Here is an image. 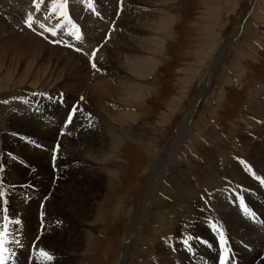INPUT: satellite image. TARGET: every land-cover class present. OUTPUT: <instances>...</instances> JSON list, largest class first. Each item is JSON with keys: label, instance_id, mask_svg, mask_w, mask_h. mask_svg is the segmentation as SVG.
I'll use <instances>...</instances> for the list:
<instances>
[{"label": "rangeland", "instance_id": "374dc122", "mask_svg": "<svg viewBox=\"0 0 264 264\" xmlns=\"http://www.w3.org/2000/svg\"><path fill=\"white\" fill-rule=\"evenodd\" d=\"M37 2L0 0L5 264H219L213 225L264 264V0Z\"/></svg>", "mask_w": 264, "mask_h": 264}, {"label": "snow or ice", "instance_id": "6c2138e0", "mask_svg": "<svg viewBox=\"0 0 264 264\" xmlns=\"http://www.w3.org/2000/svg\"><path fill=\"white\" fill-rule=\"evenodd\" d=\"M33 6H36L37 8L39 7L37 0H32ZM44 0H39V4H43ZM59 4L61 6H65V12H62V15L66 14V4H67V0H59ZM31 16L29 15L24 23L26 26L31 27ZM69 22H71L70 18H69ZM73 29H75V38L76 39H80L81 38V33L79 31V27L75 24L72 25ZM51 31V34L53 36L56 35L55 31L52 30H48ZM53 43H58V41H52ZM76 51H80L79 48H76ZM93 57L95 56V51H93ZM91 60V57H90ZM92 66L95 68L96 65L95 63L92 64ZM4 103H7V101H3ZM75 111V109H73V112ZM72 114L73 113H69L68 119L65 121V124L67 125L68 123H71V118H72ZM61 134H63V130H61ZM59 144H57L54 148H53V159H55V153L56 151L59 149ZM241 163H244L243 161H241ZM247 167V166H246ZM248 170L250 172H252V169L250 167H248ZM253 176H255V173H253ZM259 183H261L262 185H264V178L262 177H255ZM4 197V192L2 190H0V199H3ZM4 203H7V201H4ZM242 204V210L245 212V214L247 215H252V213L249 212V210L247 209V207L243 204V201L241 202ZM5 213L7 212V209H4ZM8 216L5 214L4 216V221L5 223H3V225H0V264H5V252L8 251V249L5 247L6 243H7V237H8ZM15 223H20L19 220H16ZM214 230H216L219 234V244H220V251H219V264H226V261H228L229 256H228V252H227V241L224 238V233L221 229H218L216 225H213ZM184 243L187 245L188 244V240H185ZM40 255L43 256L44 258H46V260H51L52 256L44 251L43 249H40Z\"/></svg>", "mask_w": 264, "mask_h": 264}, {"label": "bare ground", "instance_id": "6f19581e", "mask_svg": "<svg viewBox=\"0 0 264 264\" xmlns=\"http://www.w3.org/2000/svg\"><path fill=\"white\" fill-rule=\"evenodd\" d=\"M24 12V11H23ZM27 12V11H26ZM28 13V12H27ZM30 14V13H29ZM28 14V15H29ZM137 26V25H136ZM167 26V25H166ZM134 27V26H133ZM25 32V31H24ZM38 34V33H37ZM7 36H9V35H7ZM38 36V35H37ZM6 38V37H5ZM121 38V37H120ZM126 38V37H125ZM129 38V37H128ZM24 39V38H23ZM153 39V38H152ZM12 40V39H11ZM20 40V39H19ZM132 40V39H131ZM154 40V39H153ZM155 41H156V39H155ZM155 41H153V42H155ZM159 41V40H158ZM130 42V41H129ZM126 43V42H125ZM157 43V42H156ZM32 44V43H31ZM119 44V43H118ZM160 44V43H159ZM159 44H157V45H159ZM156 45V44H155ZM156 45V46H157ZM115 47V46H114ZM126 47V46H125ZM142 47V46H141ZM132 49V48H131ZM44 50V49H43ZM39 51V50H38ZM114 51V50H113ZM156 50L154 49V52H155ZM158 51V53L160 52V50H157ZM138 52V51H137ZM59 53V52H58ZM119 54V53H118ZM115 55V54H114ZM110 57V56H109ZM107 58V57H106ZM118 58V57H117ZM149 57H147V58H145L144 60H141V61H138V60H132V62H131V68L133 69V71L135 72V73H137V75L138 74H140L141 72H144L143 70H144V68L147 66V65H150V60L148 59ZM154 58V57H153ZM49 60V59H48ZM59 60V59H58ZM108 60V59H107ZM119 60V59H118ZM54 61V60H53ZM105 61V60H104ZM128 61V60H127ZM155 61V63H156V61H157V59H155V60H153V62ZM64 62V61H63ZM115 62H116V60H115ZM152 62V63H153ZM4 63V62H3ZM114 63V62H113ZM119 63H121V62H119ZM151 63V64H152ZM154 63V64H155ZM12 64V63H11ZM55 64V63H54ZM63 64V63H62ZM128 64V63H127ZM153 64V65H154ZM155 66V65H154ZM2 67V66H1ZM11 68V67H10ZM59 68V67H58ZM125 69V68H124ZM90 70V69H89ZM120 71V70H119ZM152 71V70H151ZM2 72V71H1ZM6 72H8V71H6ZM113 72V71H112ZM117 72V71H116ZM3 73V72H2ZM99 73V72H98ZM109 73V72H108ZM124 73V72H123ZM101 74V73H100ZM143 74V73H142ZM96 75V74H95ZM105 75V74H104ZM141 75V74H140ZM109 76V75H108ZM115 76V75H114ZM116 76H118L117 74H116ZM2 77H4V76H2ZM56 78V77H55ZM106 78V77H105ZM108 78V77H107ZM106 78V79H107ZM42 79V78H41ZM110 79V78H109ZM117 79V78H116ZM145 79V78H144ZM100 80V79H99ZM112 80V79H111ZM4 81V80H3ZM56 81V80H55ZM98 81V80H97ZM110 81V80H109ZM43 82V81H42ZM102 83V82H101ZM18 86H20V85H18ZM120 87V86H119ZM119 87L117 88V89H119ZM116 89V92H119L118 90ZM57 90V89H56ZM120 90V89H119ZM113 91H114V89H113ZM121 92H123V91H121ZM147 93V92H146ZM116 94H118V93H116ZM140 94L141 95H143L144 94V90L143 91H140ZM134 98V97H133ZM138 98V97H137ZM117 99H119V98H117ZM194 103L195 102H193L192 103V106L190 107V108H192L193 107V105H194ZM16 105V104H15ZM140 112V111H139ZM136 114V113H135ZM128 115V112L126 111V110H123V112L121 113V115L119 114V116L120 117H125V116H127ZM262 117V116H261ZM107 119V118H106ZM92 128V127H91ZM2 137V136H1ZM245 143V142H244ZM244 166V165H243ZM242 171V170H241ZM239 173V172H238ZM237 173V174H238ZM244 172H242V175H244L243 174ZM250 174V173H249ZM240 175V174H239ZM232 177H233V175H232ZM240 178V177H239ZM238 178V179H239ZM237 179V178H236ZM242 179H243V177H242ZM251 179V178H250ZM226 180V179H225ZM245 180V179H244ZM239 181V180H238ZM252 181V180H251ZM247 182V181H246ZM257 187V186H256ZM249 200V199H248ZM65 201V200H64ZM68 202V201H67ZM75 205V204H74ZM213 207V206H212ZM219 207V206H218ZM222 207V206H221ZM223 208V207H222ZM221 208V209H222ZM66 209V208H65ZM204 209V208H203ZM220 209V210H221ZM224 211V210H223ZM222 211V212H223ZM230 215V214H229ZM234 215V214H233ZM223 216H224V214H223ZM231 216V215H230ZM229 216V217H230ZM234 217H235V215H234ZM180 218V217H179ZM220 218V217H219ZM231 218V217H230ZM236 218H237V216H236ZM241 219V218H240ZM239 220V219H238ZM241 220H243V219H241ZM237 221V220H236ZM230 223V222H229ZM238 223V222H237ZM236 223V224H237ZM240 223V222H239ZM234 224V223H233ZM206 225V224H205ZM228 225V224H227ZM229 225H231V224H229ZM242 225V224H241ZM233 226V225H232ZM234 228V227H233ZM246 228V227H245ZM222 229V228H221ZM231 229V228H230ZM252 231V230H251ZM226 233V232H225ZM245 233V232H244ZM244 233H243V235H244ZM80 236V235H79ZM233 237V236H232ZM235 237V236H234ZM247 237V236H246ZM255 238V237H254ZM257 238V237H256ZM232 239H235V238H232ZM253 239V238H252ZM264 238H262V237H259L258 238V242H260L261 243V240H262V242H263V245H264V240H263ZM228 240V239H227ZM257 240V239H256ZM174 241V240H173ZM255 243V242H254ZM209 246V245H208ZM55 251V250H54ZM260 251H261V249H260ZM261 253V252H260ZM229 255H230V258L232 259V258H234L236 261H238L239 263H248L249 262V260H247V259H245V260H243V257H245V254H243L240 250H234V254H235V256H233V254L232 253H228ZM126 256L127 255H125V251L123 250V253L121 254V257H122V259H121V264H123V260H125L126 259ZM258 256V255H257ZM251 257V256H250ZM164 258V260L166 259V257H163ZM248 259H250V258H248ZM257 259V258H256ZM166 261H168V259H166ZM214 261H216V260H213V258H210V257H206V264H213L214 263ZM28 262V261H27ZM212 262V263H211ZM263 262V261H262ZM120 263V262H119ZM149 263V262H148Z\"/></svg>", "mask_w": 264, "mask_h": 264}]
</instances>
